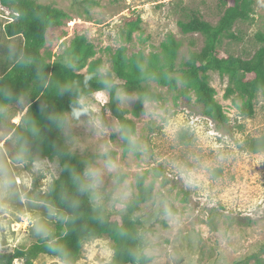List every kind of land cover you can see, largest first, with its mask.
Listing matches in <instances>:
<instances>
[{
  "label": "rangeland",
  "instance_id": "rangeland-1",
  "mask_svg": "<svg viewBox=\"0 0 264 264\" xmlns=\"http://www.w3.org/2000/svg\"><path fill=\"white\" fill-rule=\"evenodd\" d=\"M35 1L65 15L43 56L50 62L74 65V43L84 37L94 48L89 61L100 60L99 72L105 76L114 75L120 50L130 60L141 54L144 67L156 54L163 61L170 36L181 43L178 64L187 61L190 53L203 49L206 38L183 34L179 22L187 21V12L195 11L216 25L227 0ZM136 17L141 18V29L129 38L126 20ZM5 23L0 17V75L14 64L24 46L22 37H6ZM233 32L240 40H223L220 56L253 58L264 47L259 38H264V0H256L252 21L239 22ZM81 72L86 74L87 68ZM209 75L214 97L228 120L222 130L205 117L195 90L189 89L187 103L184 92L188 87L183 83L170 88L151 82L150 88L160 100L147 102L140 117L133 114L137 95L118 92L119 107L135 122L132 138L140 145L138 151H125L107 92L94 93L74 105L76 109L85 107L87 114L74 117L73 109L67 114V135L64 129L62 132L66 147L85 161L86 172L88 168L98 171L96 189L90 187L93 179L85 173L90 195L98 192L100 196L97 208L116 212L131 204L139 193V177L144 178L145 187L153 186L152 200L135 213L141 222L140 249L153 259L151 264H234L246 258H250L247 264H258L256 258L264 262V152H251L253 142L264 138V90L254 101V115L246 117L242 113L246 99L227 95L228 77L218 72ZM30 102L28 96L23 104L8 106L0 115V141L9 160L14 156L17 126L11 120L21 121ZM60 172L58 161L51 160L37 162L29 172L23 165L15 168L24 182L15 196L0 199V253L27 248L42 238L33 222L43 225L48 236L53 233L54 212L25 195L34 180L40 191H46ZM124 192L129 193L127 199H120ZM113 255L114 243L109 237L91 239L83 245L76 264H111ZM35 264L69 263L41 255Z\"/></svg>",
  "mask_w": 264,
  "mask_h": 264
},
{
  "label": "trees",
  "instance_id": "trees-1",
  "mask_svg": "<svg viewBox=\"0 0 264 264\" xmlns=\"http://www.w3.org/2000/svg\"><path fill=\"white\" fill-rule=\"evenodd\" d=\"M2 4L18 13L14 22L3 26L6 37H22L24 46L15 56V62L0 75V103L11 106L15 99L4 98V93L13 97H30L31 102L19 126H15L14 155L21 144L26 143L28 155L22 164L25 171L42 160L58 161L61 172L47 190L42 192L38 181L26 193L25 199L33 200L49 207L57 217L53 233L39 238L27 248H15L0 253V264H35L41 255L55 257L69 264H76L83 245L91 239L109 237L114 243L111 264H151L153 259L140 249V220L135 218L139 206L153 198V186L145 187L144 178H138L139 193L136 199L124 209L107 212L94 206L85 180L87 165L65 145L63 128H57L49 117L60 115L66 124L67 114L74 105L97 92L110 95V108L117 118L124 141L125 151H132L129 139L136 132L135 122L119 107L118 92L137 95L133 114L142 116L147 102L160 100V95L150 88L151 82L161 86L177 88L179 83L188 89L184 97L189 103V89L197 93V103L205 117L211 119L222 130L227 125L223 108L217 103L215 90L210 85V72H218L229 79L227 95L238 94L246 99L243 115L252 117L255 113L254 101L264 90V47L251 59L235 56L221 57L219 48L223 40L239 41L233 32L239 22H250L255 13L256 0H227L224 11L216 25L207 22L195 11L187 12V21L179 22L183 34H201L206 38L200 52H192L187 61L178 64L181 43L169 37L164 45L165 57L153 55L144 67L143 56L136 55L131 60L125 50H120L114 62V75H101V61L93 60L94 48L84 37L73 46L74 65L63 61L50 62L42 52L51 36L64 18V13L35 0H1ZM141 18L126 20L127 36L140 31ZM264 41L262 36L259 37ZM87 68L86 74L82 73ZM1 115V114H0ZM35 123L38 133L33 135ZM127 137V138H126ZM251 152H264V138L251 145ZM82 188L87 189L82 191ZM49 242L63 249V254L49 250ZM257 257V256H252ZM258 264L264 262L258 258ZM250 258L234 264H247Z\"/></svg>",
  "mask_w": 264,
  "mask_h": 264
},
{
  "label": "clouds",
  "instance_id": "clouds-1",
  "mask_svg": "<svg viewBox=\"0 0 264 264\" xmlns=\"http://www.w3.org/2000/svg\"><path fill=\"white\" fill-rule=\"evenodd\" d=\"M4 98L8 100L15 99L18 104L24 103L23 97H13L11 96L10 93H7V92L4 93ZM5 111H6V105L3 103H0V114L4 113ZM83 114H87V109L83 106H81L79 109L73 108L72 110V115L74 117H78L79 115H83ZM49 120L57 128H63L65 131V134L67 135V128L64 124V118L62 116L54 115V116L49 117ZM11 123L19 126L21 121L19 118H13L11 120ZM38 131L39 129L36 128L35 123L33 122V126H32L33 135L37 134ZM8 138L11 139V137H8ZM129 144L132 150L134 151L140 150V145L136 143L134 138L129 139ZM27 155H28V148H27V144L24 143L20 145L16 154L12 157L11 160H9L7 158L6 151L3 150V141H0V199H3L4 197L15 196L17 192L19 191V185L23 183L24 181L21 179V177L16 175L15 168L21 166L25 162ZM111 169H112V165L110 162L109 170ZM86 175H88L89 177L93 179V183L92 185H90V187L93 189H96L98 187V171L93 170L92 168H88ZM84 190H87V189L82 188V191ZM128 195H129L128 192H124L120 195V199H127ZM90 199L93 201L94 206H96V204L100 200V196L98 192H93L90 195ZM32 226L34 227L38 235L43 236V237L48 236V231L43 225L33 222ZM48 247L50 251L63 254V249L56 246L55 244L51 242H49Z\"/></svg>",
  "mask_w": 264,
  "mask_h": 264
},
{
  "label": "built area",
  "instance_id": "built-area-1",
  "mask_svg": "<svg viewBox=\"0 0 264 264\" xmlns=\"http://www.w3.org/2000/svg\"><path fill=\"white\" fill-rule=\"evenodd\" d=\"M6 11V12H5ZM3 12L5 13V15L3 14ZM19 14L18 13H11L7 7H5L1 0H0V17L6 19V24L12 23L14 22L15 18L18 17Z\"/></svg>",
  "mask_w": 264,
  "mask_h": 264
}]
</instances>
